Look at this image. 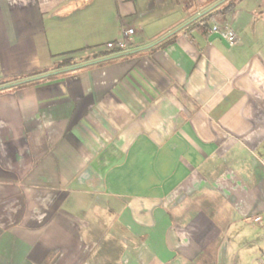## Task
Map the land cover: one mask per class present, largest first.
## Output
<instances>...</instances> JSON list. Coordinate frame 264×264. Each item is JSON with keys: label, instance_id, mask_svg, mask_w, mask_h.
<instances>
[{"label": "crops", "instance_id": "0c3cea01", "mask_svg": "<svg viewBox=\"0 0 264 264\" xmlns=\"http://www.w3.org/2000/svg\"><path fill=\"white\" fill-rule=\"evenodd\" d=\"M218 1L0 0V87L75 63L0 90V264H238L217 241L264 214V0L210 22L235 46L165 38Z\"/></svg>", "mask_w": 264, "mask_h": 264}, {"label": "rangeland", "instance_id": "374dc122", "mask_svg": "<svg viewBox=\"0 0 264 264\" xmlns=\"http://www.w3.org/2000/svg\"><path fill=\"white\" fill-rule=\"evenodd\" d=\"M264 220V214L260 215ZM217 244L219 256L229 263L256 264L263 242V224H255L253 217L235 218L220 229Z\"/></svg>", "mask_w": 264, "mask_h": 264}, {"label": "built area", "instance_id": "2783aa9c", "mask_svg": "<svg viewBox=\"0 0 264 264\" xmlns=\"http://www.w3.org/2000/svg\"><path fill=\"white\" fill-rule=\"evenodd\" d=\"M214 33L220 34L229 46H235L239 44V39L237 35L226 26L223 27L216 22H212L207 30V34L212 35ZM133 34H134L133 29L131 28L125 29L122 34L123 36L122 39L116 42L107 43L105 46L106 49L116 52L126 51L128 47L126 38L132 36ZM253 222L255 224H261V225L263 224L264 227V221L259 216L253 217ZM256 264H264V231H263L262 247Z\"/></svg>", "mask_w": 264, "mask_h": 264}, {"label": "trees", "instance_id": "16d2710c", "mask_svg": "<svg viewBox=\"0 0 264 264\" xmlns=\"http://www.w3.org/2000/svg\"><path fill=\"white\" fill-rule=\"evenodd\" d=\"M234 3H235V0H226L223 3H221L220 5H218L217 7H215L214 9H212V10L208 11L207 13L201 15L200 17L190 21L189 23H187V25L182 27L180 30H187L190 32L191 31H197L201 35H206L207 30L209 28V24L212 20L217 21L219 24H224L225 14L227 12H229L230 10H232ZM169 36H171V35L169 34L165 38H168ZM73 65H75V63H73L72 60L68 58V59L62 60L58 64L56 69H58V70L59 69H67L69 67H72ZM51 76H54V75H51ZM51 76H48V77H51ZM21 85H24V84H21Z\"/></svg>", "mask_w": 264, "mask_h": 264}, {"label": "water", "instance_id": "95a60500", "mask_svg": "<svg viewBox=\"0 0 264 264\" xmlns=\"http://www.w3.org/2000/svg\"><path fill=\"white\" fill-rule=\"evenodd\" d=\"M224 1L226 0H220L218 1L216 4L212 5L211 7H209L208 9H206L205 11L201 12L200 14L196 15L194 18H192L191 20H189L188 22H186L185 24H183L181 27L177 28L176 30H174L173 32L170 33V35H172L173 33L179 31L182 27H184L185 25H187V23H189L190 21L200 17L201 15L207 13L208 11L214 9L215 7H217L218 5H220L221 3H223ZM164 39V38H163ZM219 40L225 47H228V44L226 43V41L222 38V36L218 33H214L212 34L210 37H209V41H213V40ZM160 42L157 41L153 44H151L150 46L148 47H152V46H155L156 44H158ZM145 49V48H144ZM141 49H138V50H135V51H131V52H128V53H124V54H121V55H126V54H131V53H134V52H137V51H140ZM121 55H118V56H121ZM118 56H114V57H109L107 59H112V58H115V57H118ZM98 61H95V62H92V63H88V64H85V65H91V64H95L97 63ZM81 67V66H80ZM71 69V68H70ZM73 69V68H72ZM69 69H65V70H60V71H57V72H53V73H50V74H45V75H42V76H36L34 78H30V79H27V80H22V81H19V82H15V83H12V84H8V85H5V86H1L0 87V90H3V89H7V88H11V87H15V86H18V85H21V84H25V83H29V82H32V81H35V80H38V79H42V78H46L48 76H51V75H57L59 73H62V72H65V71H68Z\"/></svg>", "mask_w": 264, "mask_h": 264}]
</instances>
